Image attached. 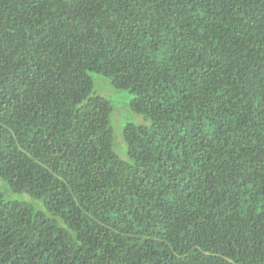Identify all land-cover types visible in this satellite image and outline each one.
<instances>
[{
	"label": "trees",
	"instance_id": "1",
	"mask_svg": "<svg viewBox=\"0 0 264 264\" xmlns=\"http://www.w3.org/2000/svg\"><path fill=\"white\" fill-rule=\"evenodd\" d=\"M0 178V264H264V0H0Z\"/></svg>",
	"mask_w": 264,
	"mask_h": 264
},
{
	"label": "rangeland",
	"instance_id": "2",
	"mask_svg": "<svg viewBox=\"0 0 264 264\" xmlns=\"http://www.w3.org/2000/svg\"><path fill=\"white\" fill-rule=\"evenodd\" d=\"M88 74L93 81V92L103 96L112 106L109 122L113 136V151L122 160L131 162L132 159L127 154V147L123 137V127L127 123L148 125L150 121L130 108V100L133 97L131 92L126 89L115 88L107 77L98 72L89 71ZM0 191L6 201L27 202L32 205L34 210L45 211L44 204L40 200L25 192L12 191L7 182L1 178Z\"/></svg>",
	"mask_w": 264,
	"mask_h": 264
}]
</instances>
